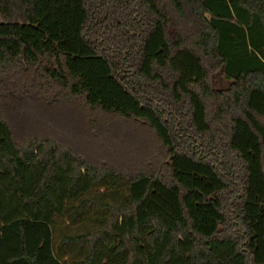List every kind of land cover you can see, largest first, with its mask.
Here are the masks:
<instances>
[{
	"label": "trees",
	"instance_id": "trees-1",
	"mask_svg": "<svg viewBox=\"0 0 264 264\" xmlns=\"http://www.w3.org/2000/svg\"><path fill=\"white\" fill-rule=\"evenodd\" d=\"M29 103L140 169L18 140ZM0 264H264V0H0Z\"/></svg>",
	"mask_w": 264,
	"mask_h": 264
},
{
	"label": "rangeland",
	"instance_id": "rangeland-1",
	"mask_svg": "<svg viewBox=\"0 0 264 264\" xmlns=\"http://www.w3.org/2000/svg\"><path fill=\"white\" fill-rule=\"evenodd\" d=\"M223 85L225 84L220 82V86ZM8 120L13 125L18 140L34 130L41 133L52 132L63 137L78 152L99 163L107 164L125 173L136 172L140 169L137 163L139 154L129 147V138L125 134L113 130L114 132L111 131L108 136V133L101 132V130L98 132L85 130L80 118L67 110L51 116L38 105L29 103L23 114H10ZM38 122L43 123L44 126L37 127ZM44 127H48V130Z\"/></svg>",
	"mask_w": 264,
	"mask_h": 264
}]
</instances>
